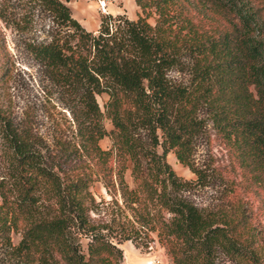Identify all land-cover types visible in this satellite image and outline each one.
I'll use <instances>...</instances> for the list:
<instances>
[{
    "label": "trees",
    "instance_id": "16d2710c",
    "mask_svg": "<svg viewBox=\"0 0 264 264\" xmlns=\"http://www.w3.org/2000/svg\"><path fill=\"white\" fill-rule=\"evenodd\" d=\"M68 1L0 0L5 28L27 33L42 16L56 26L25 49L69 101L68 131L40 147L0 96V253L11 264H121L117 242L147 238L169 264H264L247 195L264 191V0H135V19L106 14L94 31ZM8 66L0 43V81ZM209 130L229 175L194 161ZM217 185L207 203L191 196Z\"/></svg>",
    "mask_w": 264,
    "mask_h": 264
},
{
    "label": "rangeland",
    "instance_id": "374dc122",
    "mask_svg": "<svg viewBox=\"0 0 264 264\" xmlns=\"http://www.w3.org/2000/svg\"><path fill=\"white\" fill-rule=\"evenodd\" d=\"M67 5L70 7L71 16L89 31L96 30L100 18L105 15L97 10L95 0H70ZM109 10L108 14L112 16L121 14L128 19H135L136 14L140 13L135 0H114V3L109 5ZM147 21L153 24V15H149ZM55 27L47 16L38 18L27 33L5 28L0 22V43L9 53L8 72L0 81L1 100L10 109L16 123L30 122L40 147L49 146L58 133L68 131L69 101L67 95L47 79L43 68L32 59L25 49V43L47 40L56 31ZM181 76L184 74H179L177 77ZM106 99L105 94L96 96L101 109ZM103 125L106 130L111 127L109 120L105 117ZM99 145L103 149L107 148L109 139L102 138L99 140ZM165 159L177 176L186 180L194 178V175L186 167L175 160L172 152H168ZM194 161L196 164L208 163L218 169L220 173L229 175L228 172H225L229 169L225 152L211 130L208 131L206 138L204 137L196 144ZM215 184H218V181ZM220 188L221 186L217 185L214 190L212 188L197 189L191 196L198 203H207L212 197L218 195V192L215 191ZM91 191L96 199L98 196L108 199L104 188L98 182L91 186ZM249 191L247 195L252 203V211L258 215L264 225V191L256 186H253ZM136 239L138 241L136 246L130 240L117 242V246L122 251L121 264H169L162 248L156 242L149 243L146 247L147 238ZM12 240L16 242L17 235H13ZM0 264L11 263L0 253ZM218 264L233 263L219 261Z\"/></svg>",
    "mask_w": 264,
    "mask_h": 264
},
{
    "label": "built area",
    "instance_id": "2783aa9c",
    "mask_svg": "<svg viewBox=\"0 0 264 264\" xmlns=\"http://www.w3.org/2000/svg\"><path fill=\"white\" fill-rule=\"evenodd\" d=\"M113 3L114 0H95L97 10L105 15L110 12L109 5Z\"/></svg>",
    "mask_w": 264,
    "mask_h": 264
},
{
    "label": "crops",
    "instance_id": "0c3cea01",
    "mask_svg": "<svg viewBox=\"0 0 264 264\" xmlns=\"http://www.w3.org/2000/svg\"><path fill=\"white\" fill-rule=\"evenodd\" d=\"M70 3V0L67 2V4H69Z\"/></svg>",
    "mask_w": 264,
    "mask_h": 264
}]
</instances>
